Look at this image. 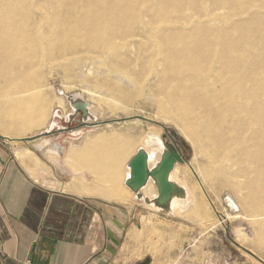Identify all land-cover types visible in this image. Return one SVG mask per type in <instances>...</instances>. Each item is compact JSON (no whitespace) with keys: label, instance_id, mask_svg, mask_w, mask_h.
<instances>
[{"label":"bare ground","instance_id":"bare-ground-1","mask_svg":"<svg viewBox=\"0 0 264 264\" xmlns=\"http://www.w3.org/2000/svg\"><path fill=\"white\" fill-rule=\"evenodd\" d=\"M54 66L84 80L93 101L104 94L92 85L128 104L143 94L160 113L180 118L206 159L200 175L189 166L193 175L228 188L264 242V0H0L2 131L41 126L32 102L42 96L32 99L29 76ZM130 135L87 136L82 150L72 148L68 164L92 162L93 183L82 194L133 198L122 187L130 177L128 167L120 173L124 158L138 146L153 168L166 147L154 129L139 140ZM15 153L35 157L28 148ZM188 176L178 163L170 180L185 195L167 213L196 221L203 201ZM154 187L150 180L142 191L150 201Z\"/></svg>","mask_w":264,"mask_h":264},{"label":"rangeland","instance_id":"rangeland-1","mask_svg":"<svg viewBox=\"0 0 264 264\" xmlns=\"http://www.w3.org/2000/svg\"><path fill=\"white\" fill-rule=\"evenodd\" d=\"M29 77L34 83L31 88L35 93L32 94V99L42 96L40 100L34 99L32 102L34 108L39 107L37 112L34 111L32 119L37 120L40 115L41 126L20 134L6 133L0 129V134L15 138H31L52 132L51 136L45 135L35 142H26V147L33 146L36 142L42 143L46 139L47 149L62 145L63 150L60 151L59 159L55 162L65 157L64 148H68L72 143L82 146L87 136L96 137L104 133L126 136L129 133L130 136L134 135L136 139L138 137L140 139L145 133L154 129L160 133L165 143L170 144L172 142L168 132L178 136L176 144L184 159V163L179 166L189 175L191 183L196 186L198 197L203 201L201 217L192 221L184 216L177 217L162 211L151 209L145 211L142 222L128 231L126 236L121 250L126 264H264V242L260 241V232L253 225L251 221L253 219L243 214L230 190L220 188L217 181L212 183L202 180L201 176L198 180L191 172L190 165L200 175L206 159L195 142L189 138L188 131L180 123V118L172 119L160 113L156 101L150 100L143 94H139L128 104L120 96L111 95L108 88L92 85V89L104 94V96L98 95L93 101L85 91L84 80L69 76L64 69L57 66H54V69L44 68L39 74L33 73ZM4 86V83L0 84V107L5 103L1 96L3 92L1 88ZM132 92L138 94L134 90ZM107 96L113 101L110 103L105 101ZM75 101L88 104V116L84 117L73 107L72 103ZM165 117L170 119L164 120ZM143 119L153 123L145 122ZM2 121L10 120L2 118ZM13 146L17 148L19 144L15 143ZM138 150V146L134 147L124 158L120 170L122 176ZM46 151L41 152L45 158H47ZM82 167L83 165L80 164L74 166L75 169L82 170L78 175L70 167L71 175L83 176L90 183L93 178ZM28 171L35 173L29 168ZM72 176L64 178L69 181ZM50 187L54 189L53 186ZM122 187H126L125 183ZM244 249L263 262L257 261Z\"/></svg>","mask_w":264,"mask_h":264},{"label":"crops","instance_id":"crops-1","mask_svg":"<svg viewBox=\"0 0 264 264\" xmlns=\"http://www.w3.org/2000/svg\"><path fill=\"white\" fill-rule=\"evenodd\" d=\"M26 146L0 139V264H126L121 250L128 231L150 210L143 192L130 199L122 192L127 201L82 194L93 180L72 176L70 167L74 173L75 168L67 160L72 148L83 145L64 148L58 162L62 145ZM26 148L34 158L16 156V150ZM89 160L82 161V168L91 176Z\"/></svg>","mask_w":264,"mask_h":264},{"label":"water","instance_id":"water-1","mask_svg":"<svg viewBox=\"0 0 264 264\" xmlns=\"http://www.w3.org/2000/svg\"><path fill=\"white\" fill-rule=\"evenodd\" d=\"M73 107L80 111L84 117L88 116L87 104L83 101H75L72 103ZM145 122L153 123V121L143 119ZM165 129V128H164ZM51 136L52 132L40 134L31 138L11 140L0 135L1 140L15 141V142H34L39 140L43 136ZM172 144L165 143L166 151L161 157L160 162L153 168L149 166V155L144 149H140L136 155L131 159L128 164L130 170V177L126 180V187L135 195L139 196L141 192L147 187L150 180L154 182V185L158 192V197L154 201H150L146 198V202L153 204L164 212H169L171 210L172 202L175 197H184L185 192L178 185L170 180V175L174 171L176 165L184 163V159L178 146L176 140L178 136L176 134L171 135L168 132ZM245 252L254 257L257 261L263 262L261 259L257 258L253 253L244 249Z\"/></svg>","mask_w":264,"mask_h":264}]
</instances>
